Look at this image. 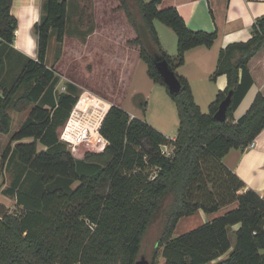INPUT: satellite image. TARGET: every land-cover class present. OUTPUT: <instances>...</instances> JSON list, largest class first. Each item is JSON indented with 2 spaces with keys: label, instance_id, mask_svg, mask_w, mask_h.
I'll use <instances>...</instances> for the list:
<instances>
[{
  "label": "trees",
  "instance_id": "trees-1",
  "mask_svg": "<svg viewBox=\"0 0 264 264\" xmlns=\"http://www.w3.org/2000/svg\"><path fill=\"white\" fill-rule=\"evenodd\" d=\"M161 1L118 0V7L134 29L129 42L139 46L149 78L165 87L176 106V137L112 104L100 127L107 145L76 158L59 139V128L80 91L70 82L55 96L58 78L45 63L51 35L63 41L67 1L45 0L33 25L37 50L31 58L13 48L18 20L11 13L12 0H0V72L10 53L24 61L10 85L0 76V133H10L7 108H29L10 135L14 146L8 144L1 156L16 164L3 193L14 198L18 212L0 202V264H134L155 223L159 236L150 264H156L160 247L164 264H264V199L222 162L230 149H244L264 128V90L233 118L255 81L250 63L264 52V16L253 23L247 41L220 50L212 79L224 74L226 87L208 113H202L188 80L176 69L188 49L210 47L216 33L190 29L175 7L159 9ZM154 20L176 34L172 59L160 48ZM157 60H165L175 72L178 93L168 91ZM229 90L226 120H216L213 114ZM230 204L234 207L173 237L181 217L198 210L217 212ZM236 224L232 249L219 259L231 247L229 232Z\"/></svg>",
  "mask_w": 264,
  "mask_h": 264
},
{
  "label": "rangeland",
  "instance_id": "rangeland-1",
  "mask_svg": "<svg viewBox=\"0 0 264 264\" xmlns=\"http://www.w3.org/2000/svg\"><path fill=\"white\" fill-rule=\"evenodd\" d=\"M66 1L67 12L63 41L59 43L56 41L55 34L51 35L45 61L48 67L54 69L58 78V82L54 86L55 96L63 91L62 86L67 88L68 83L71 82L79 91L88 90L109 103L120 106L129 114L134 113L137 118L150 125L155 123L167 129L173 126L177 127L178 117L174 103L170 99H166L168 100L166 101L161 97L165 87L149 78L147 65L139 56V46L129 42L136 34L127 21L124 11L120 8L122 17L112 21V23H116L115 27H107L103 34L104 37L85 39L83 32L91 30L89 23H84V17H87V20L89 18V7L76 11L78 9L77 0ZM74 15H78L81 21H77ZM154 27L163 45L162 50L171 59L174 58L177 52L175 32L159 20H154ZM34 47L36 52V46ZM5 59L0 76L3 80L6 79V83L10 85L20 72L24 61L18 60L16 53H10ZM27 86L29 85L22 86L16 92L15 97L28 89ZM142 102L145 103V106H141ZM10 110L14 120L12 126L16 129L17 123L23 120L29 108L22 112H16L12 108ZM201 110L208 111L204 106ZM174 131L176 134V130H172L173 133ZM10 142V134H0V200H5L4 204L9 211L18 212L14 198H5L2 195L4 188L10 184L16 172V164L13 160L3 162L1 158L8 144H11V147L14 146V142ZM67 148L76 158H82L85 152H98L96 149L86 146H67ZM232 207L234 204L223 206L221 207L222 211L220 210L218 213L221 214ZM218 213L212 216L215 217ZM209 219L206 212L188 215L185 219L178 221L173 236L191 230ZM158 225L155 223L147 230L141 245V253L137 259L144 256L150 261L155 250L154 243L159 236ZM229 239L234 244L233 231L229 232ZM156 250V264H160L161 247Z\"/></svg>",
  "mask_w": 264,
  "mask_h": 264
},
{
  "label": "crops",
  "instance_id": "crops-1",
  "mask_svg": "<svg viewBox=\"0 0 264 264\" xmlns=\"http://www.w3.org/2000/svg\"><path fill=\"white\" fill-rule=\"evenodd\" d=\"M44 2L45 0H12L11 3V13L18 20L13 48L27 57L35 58L36 56L34 47L36 46V34L33 31V25L40 20L43 14L42 6ZM118 5V0H77L78 9L76 11L88 9V7L90 11L88 14L90 19L88 18L87 20V17H84V23L88 22L91 28V30L83 32L85 39L102 38L107 27H115L114 24L116 23H112V21L122 17V14H120L121 9ZM170 6L177 9L190 29L216 33L215 40L210 47L198 45L188 49L185 52L183 64L176 69L179 75L184 76L188 80L194 101L200 110L202 106L208 110L217 93L226 87L227 81L224 74L212 79L220 50L230 43L247 41L252 36L253 23L264 16V0H162L157 5L159 9ZM74 17L77 21H81L78 15H74ZM78 37H80L79 34ZM158 39L162 49L163 45L159 36ZM32 49L33 53L31 54ZM250 68L255 81L238 107L233 111L235 120L249 107L256 93L264 90V52L252 59ZM62 88L65 89V86H62ZM163 91V96L161 95V97L165 100L170 99L174 103L165 88ZM201 112L208 113V111L203 112L202 110ZM7 113L11 117L9 133L11 135L17 128L14 129L12 126L14 120L12 119L13 115L10 108H7ZM130 115L131 117H137L134 113ZM23 120L17 123V127ZM178 123L179 118L177 119V127L173 126L169 129L155 123H151V125L165 136L175 138V131L173 133L172 130H176L177 133ZM24 141H28V139H24ZM254 141L255 143L252 147L230 149L222 158V162L245 183L247 188H251L264 199V128L260 130ZM2 195L5 198H10L4 193ZM0 201L3 204L5 203V200ZM220 210L222 211V209ZM219 211L207 213L210 217L209 220L214 218L212 215ZM195 213L204 212L199 210ZM187 216H183L180 219H185ZM237 227L238 224L233 225L231 231L234 232ZM232 246L233 244L231 243L229 251L219 259H224L232 249ZM160 264H164L163 257H161Z\"/></svg>",
  "mask_w": 264,
  "mask_h": 264
},
{
  "label": "built area",
  "instance_id": "built-area-1",
  "mask_svg": "<svg viewBox=\"0 0 264 264\" xmlns=\"http://www.w3.org/2000/svg\"><path fill=\"white\" fill-rule=\"evenodd\" d=\"M16 32V31H15ZM64 90V88H62ZM104 98L91 93L88 90L80 91L76 102L59 131V139L68 147L86 146L97 151H102L107 145V139L101 134L102 120L109 107ZM251 141L248 146H254ZM163 152L169 154L170 150L163 147Z\"/></svg>",
  "mask_w": 264,
  "mask_h": 264
},
{
  "label": "water",
  "instance_id": "water-1",
  "mask_svg": "<svg viewBox=\"0 0 264 264\" xmlns=\"http://www.w3.org/2000/svg\"><path fill=\"white\" fill-rule=\"evenodd\" d=\"M156 62L160 76L166 84L168 91L171 93H178L181 89V85L175 72L169 67L165 60H157ZM231 97L232 90H229L226 96L219 102L218 108L213 114L214 119L219 121L226 120L227 108L231 102ZM134 264H150V261L144 256H141Z\"/></svg>",
  "mask_w": 264,
  "mask_h": 264
}]
</instances>
